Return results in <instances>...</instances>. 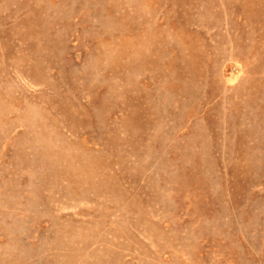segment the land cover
<instances>
[{
  "label": "rangeland",
  "instance_id": "rangeland-1",
  "mask_svg": "<svg viewBox=\"0 0 264 264\" xmlns=\"http://www.w3.org/2000/svg\"><path fill=\"white\" fill-rule=\"evenodd\" d=\"M0 264H264V0H0Z\"/></svg>",
  "mask_w": 264,
  "mask_h": 264
}]
</instances>
